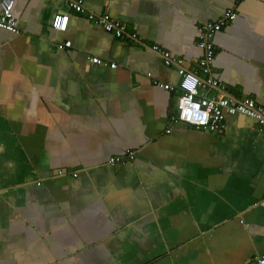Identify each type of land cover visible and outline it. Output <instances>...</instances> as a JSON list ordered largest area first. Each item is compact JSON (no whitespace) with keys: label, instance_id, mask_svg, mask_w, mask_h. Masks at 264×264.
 Instances as JSON below:
<instances>
[{"label":"crops","instance_id":"0c3cea01","mask_svg":"<svg viewBox=\"0 0 264 264\" xmlns=\"http://www.w3.org/2000/svg\"><path fill=\"white\" fill-rule=\"evenodd\" d=\"M13 1L19 32L0 28V264H247L264 254V133L242 114L223 133L173 122L179 93L155 83L197 69L200 27L232 9L214 35V75L224 94L264 106V0H84L83 11Z\"/></svg>","mask_w":264,"mask_h":264},{"label":"built area","instance_id":"2783aa9c","mask_svg":"<svg viewBox=\"0 0 264 264\" xmlns=\"http://www.w3.org/2000/svg\"><path fill=\"white\" fill-rule=\"evenodd\" d=\"M70 7L78 11L84 10V0H66ZM14 1L3 0L0 11V28L10 32H19L18 22L13 12ZM237 17L236 11L229 9L224 17L218 22H207L199 29L198 47L202 51L198 68L195 70L180 69L181 80L178 84H169L155 81L163 88L179 94L176 100L177 114L172 116L173 122L183 121L198 128L208 129L216 133H223L226 129V117L229 115L242 114L252 118L256 122L258 132L264 133V106L256 102L252 97L235 99L223 93L225 85L214 75L213 65L216 56L214 45V35L225 25L231 24ZM67 17L58 15L55 21V28L63 30L66 25ZM105 29L117 36H123L126 26L118 21H106ZM72 42L66 41L59 45L60 48L70 47ZM157 50L158 47H154ZM161 51V50H160ZM167 65L171 63L182 65L183 60L175 57L168 51H161ZM96 64H106L100 58L90 57ZM116 67L115 63L110 65ZM203 74L205 77L201 76ZM210 88L219 89L217 95H207L205 90ZM127 157L134 159V152L128 151ZM125 160L123 156H115L109 159L110 163ZM60 174L63 171H59ZM77 175V173H74ZM247 264H264V254L252 259Z\"/></svg>","mask_w":264,"mask_h":264}]
</instances>
